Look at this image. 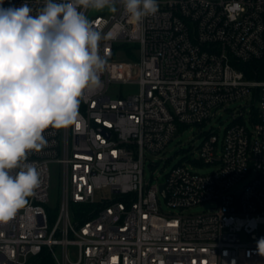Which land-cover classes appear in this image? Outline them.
<instances>
[{
	"label": "built area",
	"instance_id": "1",
	"mask_svg": "<svg viewBox=\"0 0 264 264\" xmlns=\"http://www.w3.org/2000/svg\"><path fill=\"white\" fill-rule=\"evenodd\" d=\"M25 2L35 15L45 0L3 7ZM116 4L109 15L79 9L102 35V86L85 90L73 125L49 127L46 145L28 153L41 183L0 222V264H28L43 249L55 264H264V78L241 68L264 61V0H158V12L139 24ZM120 82L139 89L112 95ZM239 100L255 106L249 119L246 106L232 112L222 139L203 133L197 156L175 164L163 182L145 181L147 156L164 151L182 125L201 126ZM55 161L64 186L52 217ZM206 165L215 168L198 171ZM106 187L117 196L97 198ZM161 196L173 209H162ZM95 201L105 204L74 220L73 203ZM205 203L207 210L186 212Z\"/></svg>",
	"mask_w": 264,
	"mask_h": 264
},
{
	"label": "clouds",
	"instance_id": "2",
	"mask_svg": "<svg viewBox=\"0 0 264 264\" xmlns=\"http://www.w3.org/2000/svg\"><path fill=\"white\" fill-rule=\"evenodd\" d=\"M134 24L155 15L158 0H120ZM0 0V222L11 220L41 180L28 153L45 145L49 127L67 128L78 119L85 90L102 86L106 60L102 35L80 8L117 11L116 0H45L33 15L25 2ZM19 169L15 174L12 170ZM264 255V239L258 242Z\"/></svg>",
	"mask_w": 264,
	"mask_h": 264
},
{
	"label": "rangeland",
	"instance_id": "3",
	"mask_svg": "<svg viewBox=\"0 0 264 264\" xmlns=\"http://www.w3.org/2000/svg\"><path fill=\"white\" fill-rule=\"evenodd\" d=\"M116 8L118 7L115 4ZM90 14L92 15H109L112 12L106 7L103 10L97 11L90 9ZM113 92L112 95L117 93H122L123 96L130 93H135L139 89V85L133 82L125 83H114L112 85ZM251 102L247 100H239L237 102H232L228 105L229 108H221L217 113L211 118L210 121L205 122L203 125H182L180 129L176 132L172 141L168 144L166 149L161 153L155 155H148V159L144 168V179L145 181L156 183L163 182L165 180L166 173L178 162L185 159L187 156H197L196 151H193L195 146H198L203 138V133L213 130L220 139L223 138L226 127L232 122L233 115L232 112H237L241 107H245V117L249 119L250 112L256 111L255 106L250 105ZM248 124L250 122L248 121ZM203 131V132H202ZM50 168V188H49V202L46 205L50 216L55 217L63 198V170L61 164L58 162H51L49 164ZM215 168L214 165H206L199 167L198 171L208 172ZM102 197H116L117 194L111 191L109 187L102 189L101 195H97V198ZM161 207L164 211H169L171 208L163 196L160 197ZM210 205L205 203L203 205H197L192 207L186 212H202L207 210Z\"/></svg>",
	"mask_w": 264,
	"mask_h": 264
},
{
	"label": "trees",
	"instance_id": "4",
	"mask_svg": "<svg viewBox=\"0 0 264 264\" xmlns=\"http://www.w3.org/2000/svg\"><path fill=\"white\" fill-rule=\"evenodd\" d=\"M127 48V47H126ZM130 53V52H129ZM131 54V53H130ZM241 68L245 70L249 77L264 78V61L254 60L244 65ZM105 204V202L95 201L91 203H73L72 211L74 220L84 222L94 215V213ZM28 264H55L48 250L43 249L40 255L33 257Z\"/></svg>",
	"mask_w": 264,
	"mask_h": 264
},
{
	"label": "water",
	"instance_id": "5",
	"mask_svg": "<svg viewBox=\"0 0 264 264\" xmlns=\"http://www.w3.org/2000/svg\"><path fill=\"white\" fill-rule=\"evenodd\" d=\"M161 190L164 191V185L163 184L161 185Z\"/></svg>",
	"mask_w": 264,
	"mask_h": 264
}]
</instances>
